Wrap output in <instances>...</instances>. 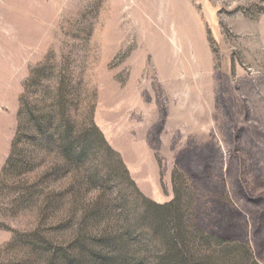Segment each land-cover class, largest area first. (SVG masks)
Here are the masks:
<instances>
[{
	"label": "rangeland",
	"instance_id": "rangeland-1",
	"mask_svg": "<svg viewBox=\"0 0 264 264\" xmlns=\"http://www.w3.org/2000/svg\"><path fill=\"white\" fill-rule=\"evenodd\" d=\"M188 255L264 264V0H0V264Z\"/></svg>",
	"mask_w": 264,
	"mask_h": 264
},
{
	"label": "trees",
	"instance_id": "trees-1",
	"mask_svg": "<svg viewBox=\"0 0 264 264\" xmlns=\"http://www.w3.org/2000/svg\"><path fill=\"white\" fill-rule=\"evenodd\" d=\"M151 205H154V204H151ZM155 206H158V205H155ZM247 252H248V250H247ZM188 256H189L188 258H187V256L185 257V260L181 259L182 264H196V262L193 260V257H191V255H188Z\"/></svg>",
	"mask_w": 264,
	"mask_h": 264
}]
</instances>
